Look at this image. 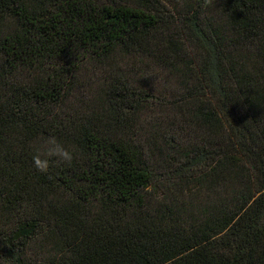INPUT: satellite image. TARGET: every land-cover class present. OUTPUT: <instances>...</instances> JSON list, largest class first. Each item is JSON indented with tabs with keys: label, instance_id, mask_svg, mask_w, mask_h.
<instances>
[{
	"label": "trees",
	"instance_id": "16d2710c",
	"mask_svg": "<svg viewBox=\"0 0 264 264\" xmlns=\"http://www.w3.org/2000/svg\"><path fill=\"white\" fill-rule=\"evenodd\" d=\"M0 264H264V0H0Z\"/></svg>",
	"mask_w": 264,
	"mask_h": 264
},
{
	"label": "clouds",
	"instance_id": "9594fccd",
	"mask_svg": "<svg viewBox=\"0 0 264 264\" xmlns=\"http://www.w3.org/2000/svg\"><path fill=\"white\" fill-rule=\"evenodd\" d=\"M71 165L75 159L74 153L55 136L40 140L32 156L33 167L40 173H48L53 160Z\"/></svg>",
	"mask_w": 264,
	"mask_h": 264
}]
</instances>
